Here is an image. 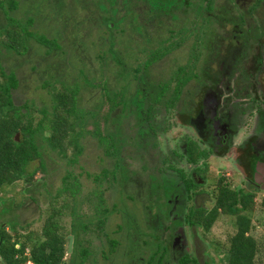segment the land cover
I'll return each instance as SVG.
<instances>
[{"label":"trees","instance_id":"16d2710c","mask_svg":"<svg viewBox=\"0 0 264 264\" xmlns=\"http://www.w3.org/2000/svg\"><path fill=\"white\" fill-rule=\"evenodd\" d=\"M59 1L0 0V212L5 208L8 212L17 208L27 211L25 203L30 202L34 211L39 212L35 221L41 219L42 223L39 232L27 231L31 222L20 224L16 217L3 226L0 223V264H66V255L70 256L69 264H83L91 255L86 246L90 244L87 238L90 234L97 240L105 239L110 252H116L119 241L110 240L105 227L111 216L120 215L122 210L114 201L109 209L104 194L111 192L113 197L124 194L126 199L133 200V196L127 194L130 188L123 190L128 180L121 150L128 140L124 134V113L131 106H126L127 101L120 91H114L112 97L107 91L88 92L92 79L86 66L92 63L91 57L85 53L87 50L71 41L78 31L84 36L100 33L93 41L95 44L90 46L97 49L96 59L101 65L108 63V58L116 62L118 59L113 56L117 54L113 50L115 40L120 39V43L134 39L125 34L130 30L123 26L124 23L136 24L143 9L158 13L161 9L185 6L177 0H62L58 5ZM43 18L55 21L56 25L42 31L39 20ZM92 23L94 26H90ZM75 59L81 61L79 70L73 65ZM134 59L136 61V57ZM134 65L135 62L129 66L132 80L140 68ZM21 66H29V72ZM33 78L41 84L36 83L38 96L22 101V89ZM41 89H48V99L39 92ZM92 148L100 151L101 168L92 175L86 174L90 186L83 188L81 173L76 174L72 167L81 170L80 159L87 157V151ZM59 160L69 168H63V174L57 178L59 185L54 187L45 176L50 177V170H54L51 165ZM35 162L36 170L28 172L29 165ZM38 173L43 174L39 181L34 178ZM20 184L25 185L23 188L31 185L30 196L26 198L28 193L20 189L16 191L20 200L16 205L10 204L11 198L6 200L2 194L6 188L15 191ZM155 188L152 193L155 191L157 195ZM39 189H42L40 194ZM216 192L213 214L198 224L207 230L220 213L235 216L238 232L231 239L227 264H255L256 242L245 235L250 231L251 220L242 215L253 208L255 195L226 187ZM148 193L147 200L140 204L144 213L139 217L128 215L127 225L120 222L116 226L115 231L127 226L124 236L128 233V244L132 248L137 246L135 237L142 235L139 231L150 227V217L153 213L156 215L159 208L158 202H153ZM33 194L45 196L47 206L40 207ZM83 205L92 212L90 216L79 214ZM66 216L70 218L68 232L62 225ZM69 236L73 238L71 253H68ZM153 240L152 244L148 239L142 241L145 247L153 244L155 247L147 251L150 253L146 263L162 264L167 253L165 241ZM101 257L108 258L104 252Z\"/></svg>","mask_w":264,"mask_h":264},{"label":"flooded vegetation","instance_id":"af4514ba","mask_svg":"<svg viewBox=\"0 0 264 264\" xmlns=\"http://www.w3.org/2000/svg\"><path fill=\"white\" fill-rule=\"evenodd\" d=\"M177 2L185 6L158 13L143 9L136 24L124 23L130 30L125 34L138 37L136 46L126 48L128 41L115 40L118 60L108 55L109 62L101 65L95 58L91 69L98 64L102 79L110 78V96L120 91L131 106L124 113L128 140L121 150L142 173L131 171L123 158L128 180L123 190L130 186L140 198L148 186L158 185L157 195L148 194L159 208L150 217V234H142L150 244L165 241L162 264H227L236 223L232 235H221L224 239L211 232L221 213L207 230L198 223L213 214L222 187L255 195V200L262 194L263 204L264 0ZM164 18L167 24L160 22ZM133 62L140 67L134 80ZM114 79L123 82L111 86ZM153 246L145 249L153 251ZM256 261L264 264V258Z\"/></svg>","mask_w":264,"mask_h":264},{"label":"rangeland","instance_id":"374dc122","mask_svg":"<svg viewBox=\"0 0 264 264\" xmlns=\"http://www.w3.org/2000/svg\"><path fill=\"white\" fill-rule=\"evenodd\" d=\"M61 3H62V0L59 1L58 5H60ZM62 5H64V4H62ZM64 6H67V5L65 4ZM164 13H166V12H164ZM50 16H51V14H50ZM166 16H168V15H166ZM26 21L27 20H25V23H26ZM39 22H40L39 28L42 29V31H44L43 29H47V28L52 29L53 26L56 25L55 21L48 20L46 18L40 19ZM160 22L162 24H167L165 18L161 19ZM90 26H94V24L92 23V24H90ZM71 27H74V26H71ZM154 27H155V25H154ZM68 29H70V26H68ZM76 33H77V34H75L76 36L74 37L73 41H71V42H73L74 44H78V47H81L82 50L83 49L87 50L85 53L91 57L90 61L92 62L91 64L93 65V60H95V58H96L97 49L95 47L92 48L90 46L92 44H95L93 41L94 40L96 41V39H97L96 37H99L101 34L100 33L95 34L94 32H91L90 33L91 35L88 34L87 36H84L82 31L81 32L78 31ZM137 33H141L140 29H138ZM136 37L137 36H135L134 38H136ZM158 40L159 39H157V35H155L154 41L157 43ZM137 41H138V39L128 41L126 44V48L136 46V44L138 43ZM116 48L118 49V46H116ZM120 50L123 52L124 55H126L128 53V49L120 48ZM186 50L188 51V49H186ZM177 59H179V58H177ZM73 62H74L73 65L76 66L77 70H79L80 66H81L80 65L81 61L75 59V61H73ZM91 64L88 63V65L86 66L88 71L91 72L93 75L90 77L92 80L89 83L90 86L88 88V92L89 93H92V92L98 93V91H101V92L102 91H107V92L110 91L109 90L110 78L103 80L102 76L100 74L103 71L97 70L98 64L94 65V67H95L94 70L91 69V67H92ZM22 66H21L22 70L29 72V69H30L29 66H24V68H22ZM122 82H123L122 79H114L113 82L111 83V86L118 87L122 84ZM36 83H38V80H36L35 78L32 79V82H29V80H28V85L22 89V95L21 96H23V97H20L22 99V101L23 100H25V101L31 100V98L38 96V93L35 89L37 87ZM40 85L41 84L38 83V86H40ZM142 86H143V83H142ZM50 88L52 89L53 87L50 86ZM39 92L41 94H43L45 99L47 98L48 89H46V90L44 89V90L39 91ZM157 94L158 93L155 92V97L154 96H153V98L149 97L148 101L149 102L154 101L157 97ZM40 97H42V96H40ZM43 101H45V100H43ZM86 154H87V157L80 159V164H79V166H81L83 170L82 169L80 170L77 166L72 167L76 174L81 173L80 180L84 184L83 188L84 187L86 188V186H90V181H87L86 174L92 175V174L96 173L101 168V166H100L101 163H100V160L98 159L99 158L98 155L100 154V151L97 152L96 150H94V148H92L91 151L88 150ZM123 155H124V160L126 161V164L130 168V170L133 172H138L139 174H141L142 172L138 169V166H136V164L134 162H131L130 160L125 158L126 151L123 152ZM128 157H131V156H128ZM229 162H227L226 165H228ZM36 166H37V162L30 164L29 167L27 168V171L32 172V170H34V169L36 170ZM122 166L127 167L125 164H122ZM228 167H230V166L228 165ZM51 168H53L54 170H50V171H52L50 177L48 178V176H45V179L48 180L47 181L48 183L50 182L51 185L53 184V186L55 187L56 185H59L57 178H59L63 174V172H62L63 168L66 169L69 167L68 166L64 167L63 162L59 160L57 163H53L51 165ZM230 168L234 171L233 167H230ZM42 176H43V174L38 173V174H36V176L34 178L37 181H39L38 178L42 177ZM208 180H209V183H211V184L214 181V179L212 177H208ZM24 186L25 185L23 184V187ZM23 187L21 184H20V186L17 185L15 188V191H13L12 189L6 188V190H5L6 194L3 193L2 197L6 198V200H9L11 198V200H9V203L15 204L20 200L19 194H17L16 191L22 189L24 193H28L25 195L26 198H28V196H30L29 193L31 192V185L28 184V185H26L25 188H23ZM155 187H158V185L152 184L149 187L148 191H150L152 194V191L156 189ZM129 188H130V190L127 191V194L132 195L133 197L135 195V197H137L136 200L132 201L130 199H126L124 194H118L119 197H118V195H115V197H113L114 194L111 192H107L106 194H104L107 197L109 209H111L113 203L115 202V203H117V207L120 210H122L121 211L122 214L120 212V215H118L117 213H114L111 216L112 218H110V222L107 224V227H105V232H107L106 234H107L108 238L110 240H118L119 241L120 245L118 246L116 252L114 254L110 252V250L108 248V243H107V241H105V239L97 240L90 234L87 237L89 239L90 244L86 245V246L88 247L89 251L91 252V255L86 259V261L83 264H108L109 260H111L110 263L112 262L114 264H145L146 263L150 252L149 253L146 252L147 250L144 251L145 246H144L142 241H144V239L147 240L148 237L147 236L144 237V235L142 234L140 236L139 235L136 236L135 237L136 240H135V238H132L133 240L137 241V246L132 248V246L129 245L130 244L129 240H127L128 233L126 236H124V234H126L127 226L124 227V229H122L120 231H115L116 226L119 225L120 222L121 223L124 222L127 225V220L129 219L128 215H130V218H131L132 216L139 217L140 214L142 215V213H144V210L142 209L143 207L141 205H143L142 202H143V200H145L146 197H148V195L143 193V195H140V198H138V195L136 194L135 190H131L130 186H129ZM143 189H145V188H143ZM41 191H42V189H39V194ZM33 195H34V198H36L38 200V202H39L38 205L40 207L45 208L47 206V201L45 200V196H43V195L36 196V194H33ZM262 196L263 195L260 194L258 196V198H256V200H255L256 203H255L253 209L246 212V215L251 219V225H250L251 230H250L249 234L255 239L256 247H257V249H259L258 250L259 253L257 254L256 257L259 258L260 261H261V258H262V260L264 258V208H263L264 206L261 205V202L263 199ZM10 204H8V205L6 204V206L12 207V205H10ZM25 204H26L25 206L28 207L27 211L24 210V208H19V209L17 208V209H14L12 212H8L7 209L5 208V210L0 212V223H2V226L7 223V220H13L12 218L16 217L20 224H28L29 222H31V225L27 228V231L29 230V231L39 232L40 226L42 224L41 219H39L38 221H35V220H37V217L39 216V212L38 211L36 212V210L34 211V208H32V203L28 202ZM84 207H85V205H83L82 210H81L82 212L79 211V214L81 215V217L90 216V214L92 212L87 210ZM117 211H119V210H117ZM32 219H33V221H31ZM63 220L64 221H63L62 225L66 228V232H68V229H69L68 222H69L70 218L66 216L63 218ZM236 220H237V218L235 216L233 217V216L228 215V214L227 215H224V214L220 215L219 219H217V222L216 223L214 222L215 224L213 223L214 225L212 226V230H211L212 235H214V237L218 236L219 237L218 239H224V238H221V235L226 236L225 238L232 235L233 231L235 230V228H234L235 224L234 223H236ZM139 232L144 233V234H146V233L150 234V230L146 226L144 228H142V231H139ZM212 235H210L209 236L210 238H208V239H213L214 237ZM211 236L213 238H211ZM131 243L134 244L135 242L131 241ZM212 245L213 244L208 243V247H211ZM128 246H129V248H128ZM213 249L214 248L212 247L210 249V251H213ZM102 252H104L107 255V257H108L107 260H105V259H103V257H101ZM64 259H65L66 264H69L70 256L66 255ZM260 261L257 259L256 262H260Z\"/></svg>","mask_w":264,"mask_h":264},{"label":"water","instance_id":"95a60500","mask_svg":"<svg viewBox=\"0 0 264 264\" xmlns=\"http://www.w3.org/2000/svg\"><path fill=\"white\" fill-rule=\"evenodd\" d=\"M72 240L73 238L69 236L68 237V253H71V250H72Z\"/></svg>","mask_w":264,"mask_h":264},{"label":"clouds","instance_id":"9594fccd","mask_svg":"<svg viewBox=\"0 0 264 264\" xmlns=\"http://www.w3.org/2000/svg\"><path fill=\"white\" fill-rule=\"evenodd\" d=\"M28 264H31V263H28Z\"/></svg>","mask_w":264,"mask_h":264}]
</instances>
